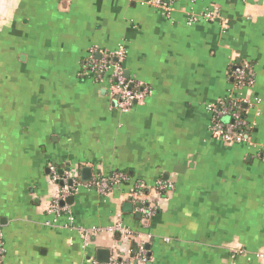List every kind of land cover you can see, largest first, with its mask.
Returning a JSON list of instances; mask_svg holds the SVG:
<instances>
[{
	"label": "crops",
	"instance_id": "crops-1",
	"mask_svg": "<svg viewBox=\"0 0 264 264\" xmlns=\"http://www.w3.org/2000/svg\"><path fill=\"white\" fill-rule=\"evenodd\" d=\"M119 48L147 91L128 110L88 71L91 49ZM240 61L253 75L241 89ZM228 96L248 98L230 143L210 130ZM51 165L79 175L65 212L51 210ZM118 220L133 240L110 231ZM82 229H95L87 244ZM141 242L142 264H264V0H179L169 14L148 0H0V264H109Z\"/></svg>",
	"mask_w": 264,
	"mask_h": 264
},
{
	"label": "built area",
	"instance_id": "built-area-1",
	"mask_svg": "<svg viewBox=\"0 0 264 264\" xmlns=\"http://www.w3.org/2000/svg\"><path fill=\"white\" fill-rule=\"evenodd\" d=\"M179 0H148V3L162 11L163 13H170L173 9V4ZM207 20H213L217 17L215 12H206L201 15ZM199 17L193 16L190 18L191 21L197 20ZM125 51L123 48H119L114 53H108L100 58L96 57L95 49H91L88 56V71L94 74V78L98 81L107 80L110 81L111 93L116 101V106L122 110H128L132 108L136 103H141L146 94V89H138L133 86L132 81L125 76L124 69L120 62L124 58ZM112 57V60L110 59ZM115 58L116 60H114ZM233 77L235 83L239 88L245 85V77L247 74V65H234ZM252 84V78L248 77L246 85L250 86ZM248 98L246 97H230V100L221 106L213 104L210 106L212 112V122H211V133L214 137L226 142H234L242 140L243 134L241 132H234L232 130H237L238 124L240 123V115L238 113V108L240 104L244 105ZM77 171L66 170L59 172L57 168L53 165L49 166V179L52 183L58 186L54 194V199L52 201L51 210L53 211H67L68 205L61 201H65L67 197L75 194L80 185L79 180H77ZM122 175L112 176L108 179L103 177H98L92 183V186L100 193H105L109 188V185L118 183ZM112 182V183H111ZM173 186L171 181L159 183V189L164 190L171 188ZM128 196L132 199H138V193L136 190L128 192ZM141 211L146 216H151L155 212L154 207L141 208ZM110 231L117 233L119 241H130L133 240V233L130 229L121 221H116L112 226L109 227ZM95 229H82L81 232L84 235L85 244L88 243L89 235L95 233ZM1 244V243H0ZM132 252V251H131ZM128 250L125 255L123 253L117 254L110 258L109 264H142L146 259V249L144 244L141 242L137 245L134 253ZM132 254V255H130ZM130 255V257H129ZM258 258L264 259V249L256 253ZM126 260V261H124Z\"/></svg>",
	"mask_w": 264,
	"mask_h": 264
},
{
	"label": "trees",
	"instance_id": "trees-1",
	"mask_svg": "<svg viewBox=\"0 0 264 264\" xmlns=\"http://www.w3.org/2000/svg\"><path fill=\"white\" fill-rule=\"evenodd\" d=\"M110 59L112 60V57ZM234 65H237V66L238 65H244V61L243 62L240 61V62L234 63ZM252 76L253 75L251 73V68L250 67H247V74H246V77L244 79L247 81V78L248 77H251L252 78ZM246 81H245V85L243 87H247ZM234 82H235V79H234ZM109 83H110V81H109ZM237 97H239V96H237ZM229 100H230V96H228L226 98L220 99L216 104L218 106H221L223 104H226ZM238 113L240 115V123L238 124L237 130L234 129L232 131L245 133V130L247 129V125H248V120H247L246 108L242 104H240V107L238 108ZM212 117H213V115H212ZM211 121H212V119H211ZM77 180H79V175H77ZM133 251H135V248L133 249Z\"/></svg>",
	"mask_w": 264,
	"mask_h": 264
},
{
	"label": "water",
	"instance_id": "water-1",
	"mask_svg": "<svg viewBox=\"0 0 264 264\" xmlns=\"http://www.w3.org/2000/svg\"><path fill=\"white\" fill-rule=\"evenodd\" d=\"M97 57H100L99 53L97 54ZM114 60H116V59L114 58ZM124 74H125L126 77H128L129 76V71L128 70H124ZM90 171L91 170H90L89 167L83 166L81 168V173H80L81 174L80 175L81 179L82 180H89L91 178V172ZM72 201H73V195H70L69 197H67L65 199V201H61V204H63L64 202L72 203ZM129 206L130 205H127V204L124 205L125 209H128V210H129ZM96 254H97V258H98L99 261L107 262L108 257H109V249H107V248H98L96 250Z\"/></svg>",
	"mask_w": 264,
	"mask_h": 264
}]
</instances>
